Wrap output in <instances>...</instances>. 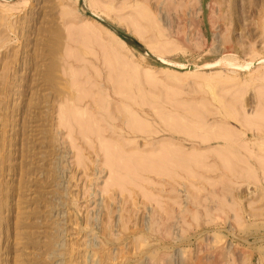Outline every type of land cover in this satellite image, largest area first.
<instances>
[{
  "label": "rangeland",
  "instance_id": "1",
  "mask_svg": "<svg viewBox=\"0 0 264 264\" xmlns=\"http://www.w3.org/2000/svg\"><path fill=\"white\" fill-rule=\"evenodd\" d=\"M258 142L264 0H0V264H264Z\"/></svg>",
  "mask_w": 264,
  "mask_h": 264
},
{
  "label": "bare ground",
  "instance_id": "2",
  "mask_svg": "<svg viewBox=\"0 0 264 264\" xmlns=\"http://www.w3.org/2000/svg\"><path fill=\"white\" fill-rule=\"evenodd\" d=\"M191 2H192L193 4H195V0H191ZM186 3H187V2H186ZM143 8H147V7L144 6ZM111 9H112V7H111ZM111 9H110V10H111ZM110 10H109V11H110ZM146 10H148V9H146ZM109 11H108V12H109ZM145 13H146V12H145ZM148 13H149V11H148ZM149 16H151V15L149 14ZM131 20H132V19H131ZM133 27H134V29H135V28H136V25L133 26ZM89 32H90V31H89ZM184 42H185V41H184ZM59 47H60V46H59ZM87 52H88V51H87ZM54 57H55V56H54ZM161 60H162V59H161ZM57 67H58V65H57ZM69 69H70V68H69ZM207 87L209 88V86H207ZM209 89H210V88H209ZM210 94H211V93H210ZM78 110H79V109H78ZM205 131H206V130H205ZM207 131H208V130H207ZM209 132H211V131H209ZM215 132H216V131H214V134H213V135H211V133H209V134H205V138H206V139H209V137H210L211 139H212V137H213V139H216V138H227L226 141L229 140L228 137H230V136L227 137V135L223 134L224 132H223V133L220 132L219 134H218V131H217V133H215ZM228 132H229V131H228ZM230 135H231V134H230ZM224 136H225V137H224ZM199 138H200V137H199ZM201 139H203V138H201ZM213 139H212V141H213ZM231 139H232V138H231ZM221 140H222V139H221ZM218 141H219V139H218ZM234 141H235V138H234ZM234 141H233V139H232V142H234ZM204 142H205V141H204ZM232 142H231V143H232ZM202 143H203V142H202ZM263 144H264V143H263ZM263 144H262V142H261V143H260V142L255 143V147H256L257 150L261 151V153L264 155V145H263ZM253 145H254V143H253ZM259 151H258V152H259ZM184 155H185V154H184ZM181 156H182V154H181ZM263 161H264V160H263ZM261 190H262V189H261ZM148 263H149V261H148ZM153 264H154V262H153Z\"/></svg>",
  "mask_w": 264,
  "mask_h": 264
}]
</instances>
